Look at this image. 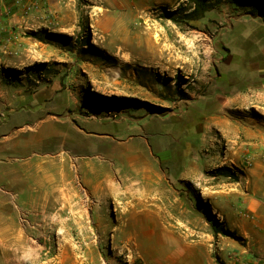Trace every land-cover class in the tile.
I'll return each instance as SVG.
<instances>
[{
  "label": "rangeland",
  "instance_id": "obj_1",
  "mask_svg": "<svg viewBox=\"0 0 264 264\" xmlns=\"http://www.w3.org/2000/svg\"><path fill=\"white\" fill-rule=\"evenodd\" d=\"M178 1L130 26L99 27L88 1L75 0L78 27L55 30L56 18L40 17L46 25L22 29L10 47L0 40V119L28 123L22 131L6 118L0 158L32 160L35 197L45 198L21 209L45 242L28 264H263L242 232L254 220L241 169L253 156L238 147L246 122L264 121V10L211 0L188 19L194 5ZM217 104L228 127L204 130ZM176 131L174 155L157 152L160 134ZM145 150L150 167L162 168L146 180L129 170ZM188 157L199 169L188 170ZM142 180L136 195L122 188Z\"/></svg>",
  "mask_w": 264,
  "mask_h": 264
},
{
  "label": "crops",
  "instance_id": "obj_2",
  "mask_svg": "<svg viewBox=\"0 0 264 264\" xmlns=\"http://www.w3.org/2000/svg\"><path fill=\"white\" fill-rule=\"evenodd\" d=\"M87 1L89 3V10H87L88 21L90 25L99 27L130 26L132 23L137 21L142 12H146L163 5L179 4L178 0ZM41 2L43 4V8L35 12L33 17L25 16L23 10L16 7L13 3H8L6 6H2L0 10V40L4 42V46L2 45L3 47H10L15 40L19 38L20 33H22V29L26 27L37 29L41 25H46L43 21L41 22L35 20L36 18H56L57 23L55 25V30H66L71 29L72 27H78L80 20L75 0L74 3L66 2L64 0H41ZM12 85L13 83H10L6 86ZM62 93L63 92H59L54 96H61ZM215 107L217 108V115L206 118L202 125L204 130L217 125L209 122V119L211 118H219L223 120L226 122L224 125L228 127L226 118L219 115V105L217 104ZM14 117H16V120H13ZM6 118H11L12 121L10 124H16L15 127L22 131H24L23 127H25V124H28L27 120H20L19 115L13 116V114L10 113L4 119H0V126H4V133L0 135V140L2 139L0 144L4 139L6 140L11 137L8 128L5 126V122H7ZM44 121L45 119L43 121L38 120L35 122L43 123ZM263 122L264 121L253 120L252 118L246 122L249 126H245L242 129H244L248 141L246 140L247 142L240 144L238 152L244 154L249 151L253 156L250 167L248 165H244L245 167L243 168L241 166L243 164H239L240 167H242L241 169H244L250 190L245 204L248 212H250L252 218H254L250 227H245L242 232L252 236L258 251H261L264 256V145H259L257 142L249 141L253 138H261V140H263L262 142H264V127L261 125ZM253 124L261 126L256 127L257 125H254V127ZM221 125L223 124L221 123ZM40 127L41 125L36 130H39ZM203 129L198 136L196 141L197 143H200L202 139H204L205 134ZM177 135V131L174 132V134H165L162 132L160 137L157 139H159L160 142L162 141L161 144L163 147H158L159 151L157 152L164 154L166 152L171 156L174 155L175 146L172 145V143L174 144V141L177 140ZM169 137H171V140ZM167 139H169V144H171L168 145L169 148L167 147ZM166 150H169V152ZM143 153H146V150ZM147 154L148 152L146 155ZM187 159L188 160L185 159L186 161L184 162L188 164V170L194 171L195 169H199V163H197L195 159H189V157ZM31 161L28 158L17 161L12 158H0V264H28V251L37 249V246L43 248L45 243L35 236L36 233L32 230L33 228L22 222L26 220L24 219V215H26L24 211H29L31 203L36 200L44 201L43 199H45L44 196L42 199H40L39 195L35 197V190H37L35 183H33L35 172L33 171L32 176L29 173L32 168L34 169V166H32L34 163ZM46 168V165H41L39 169L40 171L45 172ZM152 170L157 171L162 170V168L160 166L159 168H156L155 166ZM239 183H243V180L238 181V184ZM238 224L241 226V223L238 222ZM46 244H48V242H46ZM39 247L38 250L42 249Z\"/></svg>",
  "mask_w": 264,
  "mask_h": 264
},
{
  "label": "bare ground",
  "instance_id": "obj_3",
  "mask_svg": "<svg viewBox=\"0 0 264 264\" xmlns=\"http://www.w3.org/2000/svg\"><path fill=\"white\" fill-rule=\"evenodd\" d=\"M234 62V61H233ZM251 68V67H250ZM219 80H221V79H219ZM219 91V90H218ZM237 95V94H236ZM217 96V95H216ZM259 97V96H258ZM238 98V97H237ZM214 99H216V100H219V96L218 97H214ZM254 99V98H253ZM213 101V100H212ZM215 101V100H214ZM228 102V101H227ZM227 102L225 103V104H227ZM247 103V102H246ZM242 104V103H241ZM214 117V116H213ZM209 122H211V123H215V124H217V125H219L220 123H223V120H221V119H219V118H211V119H209ZM145 145V144H144ZM143 145V146H144ZM148 148V147H147ZM134 155V164L130 167V169L129 170H131L132 172H136L138 175H140L141 173H144L145 175H144V179L146 180V179H149V177L150 176H148V174L147 173H149V172H151L152 171V169H151V163H149V159H148V157L146 156V153H143V152H138L137 153V155L136 154H133ZM111 156V155H110ZM115 156H117V158H119L120 157V155H115ZM119 156V157H118ZM115 159H116V157H115ZM119 160V159H118ZM121 160H122V158H121ZM120 163V162H119ZM122 164V163H121ZM157 168V167H156ZM121 172V171H120ZM94 174H96V172H94ZM58 175H59V177H60V179H61V182H64V183H66V180H67V178L69 177L66 173H65V170L64 169H62L61 170V174L58 172ZM137 175V176H138ZM160 176V175H159ZM143 181V180H142ZM124 182V181H123ZM144 183V181L143 182H141L139 185H136V184H133L132 183V181H131V184H129V185H125L124 183L122 184V188L123 189H125V192L127 193V195H136L137 193H139V186H140V188H142V184ZM100 184V183H99ZM106 185H110L109 187H113L112 186V184L109 182H107V184ZM145 186V185H144ZM117 188V187H116ZM114 189V188H113ZM119 190V189H118ZM141 190V189H140ZM117 191V190H116ZM143 190H141V192H142ZM146 191V190H145ZM147 192V191H146ZM141 195H143V194H141ZM146 195H147V193H146ZM140 196V195H139ZM137 197H138V195H137ZM140 235V234H139Z\"/></svg>",
  "mask_w": 264,
  "mask_h": 264
},
{
  "label": "trees",
  "instance_id": "obj_4",
  "mask_svg": "<svg viewBox=\"0 0 264 264\" xmlns=\"http://www.w3.org/2000/svg\"><path fill=\"white\" fill-rule=\"evenodd\" d=\"M189 1L194 6L192 8V11H190L186 14L187 15L186 18H188V19L198 18L201 13H204L208 10V8L210 6V2H211V0H189ZM229 1L233 2V3H237V2H242L245 0H229ZM247 1L255 2V4H256V6H255L256 10L254 12H251V13H256V11L259 10L258 9L259 6L263 8L262 10H264V0H247ZM180 9H183V8H180ZM216 233L218 234L219 230H216ZM229 233H231L229 230H225V234H229Z\"/></svg>",
  "mask_w": 264,
  "mask_h": 264
},
{
  "label": "built area",
  "instance_id": "obj_5",
  "mask_svg": "<svg viewBox=\"0 0 264 264\" xmlns=\"http://www.w3.org/2000/svg\"><path fill=\"white\" fill-rule=\"evenodd\" d=\"M8 3H13L16 7L21 8L27 17L43 8L41 0H0V10Z\"/></svg>",
  "mask_w": 264,
  "mask_h": 264
}]
</instances>
